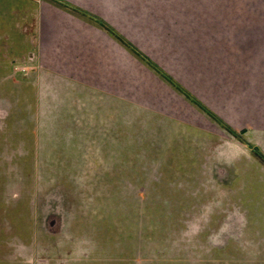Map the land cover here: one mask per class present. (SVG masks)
Instances as JSON below:
<instances>
[{
    "label": "rangeland",
    "instance_id": "374dc122",
    "mask_svg": "<svg viewBox=\"0 0 264 264\" xmlns=\"http://www.w3.org/2000/svg\"><path fill=\"white\" fill-rule=\"evenodd\" d=\"M103 1L98 0V4ZM19 3L20 0H2V6L11 9ZM113 5L114 23L120 18L117 27L128 29L145 43L147 53L131 43L143 56L212 113L215 110L236 123L232 124L233 131L244 129L243 136L252 146L263 148L264 135L260 134L264 132L255 130L250 122L260 119L259 127L264 125V68L255 70L250 50L243 54L246 61L238 57L240 49L236 50L229 39L230 34L242 31V35L260 32L264 40V0H113ZM3 32L0 54L5 59L2 64L7 65L10 57L4 52L10 45L5 43ZM17 32L15 28L8 30L15 38ZM163 33L180 44H173L172 49L173 39L162 43ZM93 36L88 33L84 38L91 44L95 39L100 60L72 63L78 75H70L69 71L67 76H0V100L10 102L25 97L38 116L43 112L49 117L45 131L48 136L37 138V159L49 166L46 175L50 179L59 176L70 184L68 191L78 216L72 230L81 236L68 244L74 246L81 241V264H255L249 257L242 261L240 251L231 256L218 254L212 248L209 253L199 251L200 243L194 236V250L172 249L179 241L167 223L171 222L170 216L178 212L196 216L201 210L200 205H193L198 198L202 200L200 183L206 162L198 167L201 154L206 150L209 159L214 160L225 154V146L234 144L220 141L219 125L184 92L158 75L142 56L118 43L106 48L100 38ZM221 36L225 37L218 41ZM241 40L238 38L239 44ZM260 42L258 47L264 50V41ZM220 50L225 52L219 54ZM224 55L233 64L231 74L210 76L212 69L221 72L224 65L230 64L219 60ZM56 63L60 62H48L53 68ZM243 63L247 73L244 76L239 68ZM250 65L254 75H248ZM16 68L34 70L27 65ZM249 97H253L250 102ZM139 154H145L148 171L144 179L138 180ZM243 166L245 169L246 163ZM196 170L200 183L194 185L201 188L193 189ZM258 175L264 178L263 173ZM2 178L0 175V184L5 183ZM154 178L160 180L158 185ZM168 183L173 187L181 183L179 196L185 197L181 201L190 204L181 202L177 212L174 205L162 203L161 217L154 200L163 202L170 197ZM238 192L237 189L233 194L236 198L232 197L242 205L245 228H251L252 234L254 216L262 211L246 206L251 195L241 196ZM261 193L264 185L256 186L254 201L263 198ZM261 204L262 209L264 203Z\"/></svg>",
    "mask_w": 264,
    "mask_h": 264
},
{
    "label": "flooded vegetation",
    "instance_id": "af4514ba",
    "mask_svg": "<svg viewBox=\"0 0 264 264\" xmlns=\"http://www.w3.org/2000/svg\"><path fill=\"white\" fill-rule=\"evenodd\" d=\"M42 4L51 5L92 24L129 51L142 56L147 65L158 75L175 89L184 92L193 104L202 108L205 114L219 125L222 129L220 141H224V144H234L225 146V154L214 160L209 159L210 156L206 154V150L201 154L198 167L201 168L206 162L203 169V183L199 181L198 170L191 182L193 189L201 188L194 185L196 182L197 184L199 182L203 188L202 200L193 198L196 200L193 205L201 206L198 215L178 212V204L181 202L190 204L189 201H181L185 198L179 196L180 189L183 187L181 183L176 187H173V183H168L166 186L170 197L163 202L155 199L157 206L153 201L161 217L162 203L174 205L178 212L170 216V223L167 222L169 228L173 227L171 230L178 234L177 242L180 243H174L171 246L172 249L194 250L197 248L193 245L194 237H196V242L200 243L199 251L209 253L212 248V251L218 254L231 253L230 256L240 251L242 261L249 257L255 264H264V224H262L264 223V207L262 206V209L259 207L261 203H264L262 202L264 193L260 194L263 198L258 201H254L253 198L256 186L264 185V178L258 175L260 172L264 175V146L259 145L263 146L260 150L247 142L246 136H243L246 135L244 129L233 131L232 124L236 125V123L227 119L226 116L222 118L213 111L217 117L186 93L180 84L143 56L107 22L66 0H20L19 4L14 5V9L3 7L0 0V32H3L2 29L7 32H3V35L7 40L5 43L10 45L4 52H7L6 55L10 57L7 65L2 64L5 59L0 54V76L22 77L37 75V73L45 74L38 66L39 62L36 61L34 52L40 28L39 7ZM12 28L18 30L16 34L18 38L11 37L8 33V30ZM23 65L33 67L34 70L26 71L24 68H16ZM24 98L20 96L18 100L10 102L0 100V175L3 177V182L5 181L4 184H0V204L3 205L0 208V264H81L79 260L82 253L81 241L79 242L78 239L80 244L74 246L68 244L71 241L76 242L77 236H81L77 235V232L73 233L72 230V224L75 225L78 216L71 193L68 191L70 184L63 177L57 176L50 179L46 175L49 173V166H46L44 162L40 163V159H37V157L40 158L37 138L44 139L46 135L48 136V132L45 134V131H47L49 117L43 115V112H39L38 116L32 103ZM239 129L242 128L239 127ZM263 135L264 133L260 134V136ZM240 144H245L247 148L242 149ZM137 158L141 163L138 180L144 179L148 171L145 154H139ZM244 163H246L245 169H243ZM155 181L156 185L160 182L158 179ZM237 189L241 196L251 195L246 201V206L251 205L252 209L262 211L254 216L252 234H250L251 228H245L246 213L242 205L240 206L234 200L236 197L233 194L237 192ZM139 190L142 191L141 187ZM245 231H249V234ZM246 235L251 238L248 240ZM137 263L134 262V264ZM163 263L180 264L170 261L159 264ZM182 263L192 264L188 261Z\"/></svg>",
    "mask_w": 264,
    "mask_h": 264
},
{
    "label": "crops",
    "instance_id": "0c3cea01",
    "mask_svg": "<svg viewBox=\"0 0 264 264\" xmlns=\"http://www.w3.org/2000/svg\"><path fill=\"white\" fill-rule=\"evenodd\" d=\"M80 8L85 9L86 11L90 12L91 14H94L98 18L104 20L107 22L112 28H114L122 37H124L126 40H128L130 43H133L137 49H139L143 53H147V49L145 48V43H141L138 38L134 37V34L128 29L117 27L118 22L120 21V18H118L117 24L114 23L115 16L112 14L114 11V5L113 0L109 2L104 0L103 4H98V0H66ZM106 1V2H105ZM123 2V1H122ZM39 20H40V28H39V35L38 40L35 45V54H36V61L38 66L41 67L42 72L44 76L46 75H61V76H67L70 75H78V72L75 70L77 68L72 67V63L76 61H83V60H93V61H99L98 53L95 51L94 48V40L92 38V44L87 42L86 38H84V35L87 36L88 33L92 34L94 36L101 39L102 44H104V47L107 48L108 45H112L115 43H118L114 41L112 38H110L105 32L99 30V28L93 26L92 24L83 21L82 19H78L75 16H72L71 14L64 12L56 7H53L48 4H42L39 7ZM85 31L88 33L85 34ZM163 31V29L161 30ZM134 32V31H133ZM151 34L150 32H148ZM162 33V32H160ZM252 33V32H251ZM249 33L248 35H242L241 32H236V34H230L231 39H229L230 43H234L235 46H237L239 50V56L243 57V54H245L248 50L252 52L253 56L251 55V58L253 59L252 62L255 64V70L257 68L261 67V69L264 68V50L259 48L258 45L261 44L260 41H264L260 35V32L258 33ZM222 35V34H221ZM93 36V37H94ZM225 36H221L218 41L221 39L223 40ZM261 37V38H260ZM238 38L242 39L241 43H238ZM162 43L165 42H172L171 39H173V44H180L178 40L174 38H166L165 34L163 33L162 36ZM168 42V43H169ZM217 42H214L213 44H216ZM120 44V43H118ZM264 45V44H263ZM113 46V45H112ZM97 47V46H96ZM178 49V48H177ZM181 49V48H179ZM235 49V48H234ZM6 50V49H5ZM234 50V51H236ZM10 51V50H9ZM12 51V50H11ZM225 52L223 50H220L219 54H222V52ZM97 54V56H96ZM223 58L219 59L222 61V59L226 62L230 63V58L227 56H222ZM247 58L244 60L246 61ZM242 60V61H244ZM55 68L49 66L48 62H57ZM81 64V63H80ZM253 64V65H254ZM253 65H250L248 75H254V69H252ZM233 64H226L221 69L224 71H217V69H212L210 73V76H225L228 77L231 73ZM239 68H241V73L243 76L247 73L244 72V69H246V66L239 65ZM50 71V72H49ZM70 71V72H69ZM69 72V73H68ZM56 73V74H54ZM68 73V74H67ZM174 76V74H171ZM198 75H202L198 74ZM240 75V76H242ZM175 77V76H174ZM248 94V93H246ZM241 95L239 96V100L241 99ZM253 97H249V102L252 100ZM247 99V98H246ZM214 112L218 115L219 112ZM222 118H225L223 115H220ZM228 121V120H227ZM230 123V121H228ZM253 127L255 130L264 132V125L259 127L260 119H255L251 121ZM260 134V133H259Z\"/></svg>",
    "mask_w": 264,
    "mask_h": 264
}]
</instances>
